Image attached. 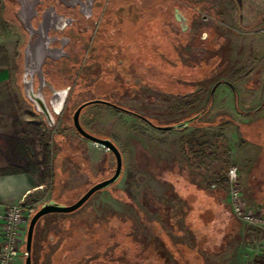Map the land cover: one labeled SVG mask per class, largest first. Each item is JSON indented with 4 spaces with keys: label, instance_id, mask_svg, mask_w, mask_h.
<instances>
[{
    "label": "rangeland",
    "instance_id": "374dc122",
    "mask_svg": "<svg viewBox=\"0 0 264 264\" xmlns=\"http://www.w3.org/2000/svg\"><path fill=\"white\" fill-rule=\"evenodd\" d=\"M97 1H1L3 26L0 36L14 53L15 69L9 84L14 87L12 99L17 109L14 112L0 109V170H7L10 176L25 174L38 187L22 201L0 205V241L8 207L20 202L24 206V218L18 232L17 264H24L28 223L42 204L54 201L63 206L71 205L91 186L114 173L113 154L82 138L74 129L72 116L80 105L102 100L153 120L157 127L183 122L202 109L192 106L193 99L195 96H208L211 79L216 77V71L223 62L219 63L216 57H212L215 54L212 49L216 44V24L223 31L227 26L240 33L244 52H248L249 56L244 64L245 70L257 69L259 74L264 71V0ZM242 5L251 6L246 14L250 27L244 29H240ZM254 5L261 9L258 20L261 24L255 27L257 13H253ZM191 10L197 12V21L192 26L185 21L190 29L185 34L178 61L159 32L163 26L164 30L178 31L174 12H179L176 13L177 22L181 23ZM153 20L149 28L159 30H156L159 37L154 39H160L161 44L159 47L152 45V51L149 38L140 37L150 29H139L141 26L147 28L145 24ZM204 32L208 36L205 40L201 35ZM229 36L233 37L232 34ZM171 42L169 40L172 46ZM158 49L163 50V54ZM194 62L203 75L213 76L201 78L198 72L199 82L184 84L192 82L188 76L182 75L190 68L194 69ZM39 63L41 69L38 68ZM43 66L44 72L54 82L61 81L58 88L45 83ZM168 69H178L183 73L164 71ZM70 78L74 81L72 86L70 81V84L66 83ZM25 82L31 83L34 95L42 97L51 121L48 122L30 100ZM195 85L201 87L198 93H191L185 98L181 96L185 89L191 88L193 92ZM63 92L57 112L52 100ZM201 102L204 104L203 100ZM79 122L90 135L108 139L117 147L122 159L121 176L108 188L95 192L73 215L42 217L35 227L36 240L44 238L49 230L57 234L54 235L55 241L62 239L61 235H68L65 232L67 226L76 229L88 224V234L101 221L106 219L107 222L115 216L122 221L130 220L131 232L137 242L149 243V257H162L164 264H263L264 231L258 228L256 242L247 237V227L250 226L236 220L232 214L226 176L227 169L235 166L243 208L253 213L263 212L264 169L260 168L262 165L256 168V160L251 164L246 160L236 163L230 152H223L217 157L214 145L209 143L212 138H209V131L202 128L197 134L204 135L194 137L193 124L189 125L185 138L179 134L183 129L162 131L152 128L133 115L104 103L84 107ZM14 134H20L35 163L28 166L20 160L16 164L7 163L5 139ZM243 134L246 140L255 143L251 150L256 153L261 149L264 146V116L243 126ZM183 140L186 141V151L182 148ZM200 141L201 146L197 144ZM46 147L49 148V157L44 165L41 159ZM207 150L214 151L207 155ZM194 158L201 164L214 162L212 169L217 182L213 185L227 196L232 216L229 220L231 235L225 236L220 232L216 235L215 231L204 229L198 232H213V235L201 238L198 233L194 235L195 232L188 229L183 221L189 211L188 205L176 194L178 168L183 166L188 175H193ZM252 178H256V182ZM247 194L254 196V202L258 204L256 207H248L245 201ZM62 228L65 229L61 231ZM111 228L109 226L107 230L110 232ZM74 234L75 239L65 241L71 251L80 242L86 243L85 232L83 236V233ZM92 236L99 238L97 233ZM177 245L185 250L196 249L201 259L184 257ZM188 258L190 262L186 260Z\"/></svg>",
    "mask_w": 264,
    "mask_h": 264
},
{
    "label": "crops",
    "instance_id": "0c3cea01",
    "mask_svg": "<svg viewBox=\"0 0 264 264\" xmlns=\"http://www.w3.org/2000/svg\"><path fill=\"white\" fill-rule=\"evenodd\" d=\"M1 1L0 28L3 26ZM254 7L253 13H257V23L253 24L255 27L261 24V21H258L261 9L255 5ZM249 9L251 10L250 5H246V7L242 5L241 7L240 29L250 27V23H247L246 20L247 10ZM217 18L216 16V20ZM214 33L216 44L214 45L215 49H212L215 53L212 57H216L215 59L219 63H221L220 61L223 62L216 71V77L213 80L211 79L208 96L205 98L200 97L196 100L195 108L204 109L207 106L208 108L205 115L194 125L196 134H194V137L203 136V133L197 134V131L203 128L204 131H209V138L212 137L209 143L214 145L217 150H215L218 153L217 157L223 152H230L234 162L239 163L242 160H246L251 164L256 160V168L262 165L260 168L264 169V146L255 153V150H251L255 147V143L246 140L243 134V126L250 124L255 119H259L260 116H264V71L259 74L257 69H244V64L249 56L247 55L248 52H244V44L239 37V32L227 26L226 30L223 31V28L216 24ZM229 34H232L233 37L230 38ZM14 60L13 51L11 52L7 44L3 42V37L0 36V109L8 110L9 112H14L17 109L16 102L12 99L14 87L9 84L12 72L14 75ZM212 76L213 74H211L210 78ZM202 100L204 104H201ZM187 129H189V126L184 128L179 134L186 138ZM218 129H220L222 134ZM184 140L182 148L186 151V141ZM197 144L201 146L202 142H197ZM210 151L213 153L214 150H207L205 153L210 155ZM244 157L247 158L245 159ZM193 162V175H188L186 168L179 166L176 180L178 186L177 197L188 205L189 214H185L183 218L185 225L188 226V229L195 232L194 235L198 233L201 238H205L207 234L213 235L214 231L216 235H220L219 232L225 236L231 235L233 232L230 229L229 220H231L232 216L227 196L213 185L217 182L212 169L214 162L212 164H201L197 158H194ZM255 179L252 178V181L256 182ZM248 180L250 181L251 178L249 177ZM257 182L260 183L259 181ZM208 183H211V185L209 184V186ZM258 183L257 185L260 187L261 184ZM37 188L25 174L0 175V205H9L22 201L27 194ZM245 201L249 208H254L258 205L257 202H254L252 194H247ZM52 215L55 214L49 216ZM227 220L228 222L226 223ZM204 229L213 230V232L210 234L198 232ZM247 230V237L251 241L256 242L259 232L258 228L247 227Z\"/></svg>",
    "mask_w": 264,
    "mask_h": 264
},
{
    "label": "flooded vegetation",
    "instance_id": "af4514ba",
    "mask_svg": "<svg viewBox=\"0 0 264 264\" xmlns=\"http://www.w3.org/2000/svg\"><path fill=\"white\" fill-rule=\"evenodd\" d=\"M95 1H97V0H95ZM96 3L98 4L99 2L97 1ZM176 13H179V12L178 11L174 12V20L176 22L178 31L172 32L169 29L164 30V28H163L164 26H163V27H161L162 31L159 33L161 34L162 39L165 40L166 45L168 47L170 46V48L172 49L173 55L176 56L174 58H177V60L180 61V57H178L180 55V48L184 44L183 40L185 39L186 32L190 29L186 26L185 21L187 20V22H189V24H191V26H192V24L197 21V17H196L197 12H195L194 10L188 11L187 19H185L183 17L181 19V20H183L181 23L177 22V20L179 21V19L177 18ZM179 18H181V17L179 16ZM149 20H152V19H149ZM152 22H154V20L150 21L149 23H146V24L144 23L145 25H148V27L146 28V27L141 26L139 30L150 29L149 27H151L150 25L152 24ZM156 30H158V29L155 28V30H151V29L147 30L144 33L145 36H143V35L140 36L143 39L149 38V48L151 47L152 51H153L152 45L159 47V45L161 44L160 39H154L155 36L157 38L159 37ZM201 35L203 36L204 40L208 38L207 33H205V32L202 33ZM152 39H154V40L151 41ZM169 40H172V42H171L172 46L169 45L170 44ZM158 52L163 54V50L161 51V49H158ZM136 57H137L136 59L138 60L139 58H138L137 54H136ZM180 63H182V62H180ZM193 68L194 69L190 68L189 70L186 71V73H184L182 75V76H188L189 79L192 81L189 83L184 82V84H189V85L196 84L197 82H199L197 80V78L199 76L201 78H202V76H204V78L207 76L210 78V76L208 74L203 75L201 73V70L199 71V69H197V63L196 62H194ZM164 71H168V72L172 71L174 74L183 73V72H179L178 69H176V70L168 69V70H164ZM198 72H199V76H198ZM164 87H166V86L164 85ZM199 87H200V85H195L194 88L192 89L193 92L190 91L191 90V88H190V89H185V90H189V91L183 90L184 92L179 91V93L183 92L181 94V96L183 95V97L185 98L186 95H189L191 93H194V94L198 93L200 91V88H201V87L200 88ZM59 94H60V96L58 95L55 97V99L52 100V106L57 112H59V109L61 107V103H62V100L64 97V92L59 93ZM197 99H199V97L195 96L193 99V102H192L193 107L195 106ZM189 105H191V104H189ZM207 108H208V106L204 109H206V111H207ZM205 113H204V115H205ZM133 114H131V115H133ZM204 115L200 116L198 114L196 117H193L194 118L193 121L199 122L200 119ZM133 116L142 120L143 122L147 123L152 128L157 127V126H155V123L153 122V120L152 121L148 120L147 118L140 116V115H137V114L133 115ZM198 117H199V119H197ZM189 119L190 118H187L186 120H189ZM186 120H184V121H186ZM158 127H160V126H158ZM49 215H51V214H49ZM49 215H46V216H49ZM55 215L70 216V215H73V213L55 214ZM131 225H132V223L130 222V220L126 219V220L122 221V219L120 220L119 218L113 216V218L110 220H107V222H106V219H104L103 221H101L100 224L94 226L92 232L88 233V234H86V231L89 230L88 224L77 227L76 229L71 228L72 232H71V229L68 228V226L66 227V229L62 228L61 231L65 229V232L67 231L66 234H68V235H66V236L61 235L62 239H59L57 241H55V239H54V235L55 236L57 235L56 233L54 234L55 231H53V233H52V231L49 230V231H47L44 238H40V239L37 238V240H36V232H35L34 237H33V244H32V249H33L32 250V264H164L162 257L159 258L157 255L154 257H149V254L151 253L150 252L151 248L149 246V243H147L145 245L140 243V242L138 243L136 238L134 237V235L131 232ZM109 226L112 227L110 232L107 230ZM81 228H84L85 230L81 231L82 230ZM58 231H60V230H58ZM74 232H77L80 234L83 233L82 236L84 235V232H85L86 243L83 244L80 242L78 244V246L74 249V251H71V250L67 249V247H66L67 244L65 241H66V239L67 240L70 239L71 241L73 239H75ZM93 233L99 234V238H93V236H92V235H94ZM36 247L38 249V251H37L38 253H36ZM177 248H178L179 253L181 252L182 254H185L184 257L188 256V257H194L196 259L197 258L201 259V256L196 254L197 251L194 248H192V249L190 248V249L185 250V249H182L181 247H179L178 245H177ZM198 248H200V247L198 246ZM186 252H188L189 255H187ZM186 260L189 261V258ZM179 264H182V263H179Z\"/></svg>",
    "mask_w": 264,
    "mask_h": 264
},
{
    "label": "water",
    "instance_id": "95a60500",
    "mask_svg": "<svg viewBox=\"0 0 264 264\" xmlns=\"http://www.w3.org/2000/svg\"><path fill=\"white\" fill-rule=\"evenodd\" d=\"M42 66L40 63L38 64V68ZM27 84V94L30 100H32L35 103V106L38 108L39 111L43 113L45 116L46 120L49 122L52 120L51 115L47 111V107L45 106V102L43 101L42 97L40 95L36 96L33 93V88L31 86V83L25 82ZM93 103H104L107 105L112 106L113 108L122 110L126 113L133 114L130 111H127L125 109H122L120 107H117L115 105L109 104L105 101L102 100H93L86 102L82 105H80L75 112L73 113L72 116V124L75 129V131L80 135L82 138L86 139L87 141L99 145L103 148H105L107 151H110L115 159V170L113 175L101 182H98L97 184L93 185L91 188H89L77 201H75L73 204L68 205V206H63L60 204L55 203L54 201H49L40 206V208L31 216L28 227L26 230V236H25V259H24V264H32V244H33V237H34V231L36 224L38 221L49 214H70L75 211H77L79 208H81L86 201L97 191H101L103 189H106L113 183H115L121 176V171H122V159H121V154L117 147L108 139H103V138H97L92 135H90L87 131H85L80 122H79V117H80V112L81 110ZM136 115V114H133ZM193 121L192 119L183 121L181 123L171 125V126H160L156 127L159 130L162 131H172V130H177V129H184L189 126V124Z\"/></svg>",
    "mask_w": 264,
    "mask_h": 264
},
{
    "label": "built area",
    "instance_id": "2783aa9c",
    "mask_svg": "<svg viewBox=\"0 0 264 264\" xmlns=\"http://www.w3.org/2000/svg\"><path fill=\"white\" fill-rule=\"evenodd\" d=\"M229 186L228 198L234 218L250 227L259 228L264 231V210L260 213L246 211L243 208L240 184L237 176V168L230 166L226 172ZM23 203L8 207L5 216V227L2 240L0 241V264H17L18 258V232L23 220ZM25 256V252L23 253Z\"/></svg>",
    "mask_w": 264,
    "mask_h": 264
},
{
    "label": "trees",
    "instance_id": "16d2710c",
    "mask_svg": "<svg viewBox=\"0 0 264 264\" xmlns=\"http://www.w3.org/2000/svg\"><path fill=\"white\" fill-rule=\"evenodd\" d=\"M64 61H67V59H65ZM42 76L45 80V83H48L49 85H51L55 88H58L60 86L61 81H58L60 83L54 82L52 80V78L48 75V73L44 72V66L42 67ZM77 79H79V77ZM77 79H76V81H77ZM69 81L71 82V86H72L74 84L73 79L71 80V78H70L69 80H66V83L67 82L69 83ZM117 110H119V109H117ZM122 112H124V111H122ZM205 112H206V109H201L200 111L192 114L188 118L192 119L193 117H196L198 114L200 116H202V115H204ZM197 119H199V117ZM197 123H198L197 121H193L190 125H192V124L195 125ZM19 135L20 134H14L13 137H8L5 139L6 144H7L6 145L7 146V155H6L7 160L6 161L8 164H16V162L18 163L20 160V162L24 161V163L28 166V165L32 164L34 162V160H33V158H31V155L27 151L26 143L21 139V137H19ZM21 152L24 153V157H23V153L21 154ZM48 157H49V148L46 147L44 149V157L41 159V164L43 163L44 165H46L48 163ZM25 172H27V171L25 170ZM0 175H3V176L4 175H10V173H7V170L2 169V170H0ZM31 256H32V252H31Z\"/></svg>",
    "mask_w": 264,
    "mask_h": 264
}]
</instances>
